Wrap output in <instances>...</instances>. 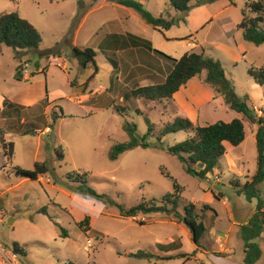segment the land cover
Masks as SVG:
<instances>
[{
  "label": "rangeland",
  "instance_id": "374dc122",
  "mask_svg": "<svg viewBox=\"0 0 264 264\" xmlns=\"http://www.w3.org/2000/svg\"><path fill=\"white\" fill-rule=\"evenodd\" d=\"M134 1L141 2L155 17L166 16L170 11L174 19L181 16L170 7L169 0ZM100 2L109 4L114 0H0V13H18L42 38L37 51L14 52L0 46V98L26 86L14 79L19 64L22 72L24 64L28 73L39 70L41 74L30 83H38L39 88L44 82L48 92V100L22 111L11 123L3 124L0 115V131L5 133V142L13 144L12 159L7 160L0 142V217L3 220L0 243L22 247L26 255L21 256V264H242L240 230L231 225L237 223L235 216L241 223V218L247 219L256 209V200L247 202L235 188L243 186L256 172L257 124L241 115L245 140L238 147L228 145V155L220 159L216 175L197 180L187 175L177 159L166 151L190 134H171L158 143L164 123H160L163 118L157 102L126 98L121 101L126 89L120 86L109 92L111 100L103 102L102 108L84 112L76 102L70 81L86 82L77 89L79 92L96 87L95 95L102 94L112 69L107 61L109 53H105L106 58L99 54L95 60L96 75L92 64L82 68L72 53L76 47L99 51L94 44V33L116 17V8L98 9L89 15L86 26L78 34L77 30L85 14ZM256 2L264 8V0H233V3L214 0L201 6L193 2L184 17L212 19L214 25L233 26L241 22L242 11L246 18L253 16L248 6ZM122 9L152 30L136 11ZM123 10L120 12L124 14ZM104 27L102 33L108 28ZM172 32L179 30L175 28ZM199 34L200 37L195 36L197 41L206 36L202 30ZM239 34L241 39L237 42L244 45L245 58L241 64L225 66V74L235 94L240 98L247 96V104L254 112L257 110V118L264 117V85L258 86L247 73L249 67L264 66V45L248 43ZM185 41L172 46L181 48ZM58 108L65 118L54 123L52 119L58 116ZM85 113L91 115L85 116ZM145 119L155 124H151L153 131L147 140L150 147L135 148L116 160L111 159L112 147L128 139L122 129L124 121L134 123L137 137L141 138L147 133ZM60 152L64 154L63 160L57 157ZM35 163H44L49 170L40 180L30 181L15 175L16 168L33 170ZM163 172L178 183L177 191L182 195L177 209L179 215H184L188 204H194L195 213L205 226L199 246L193 243L187 227L172 216L138 215L134 219L120 216V208L128 210L141 202H159L173 192L172 182ZM82 175L86 176L83 178L86 184L78 179ZM88 188L96 196L88 194ZM259 188L264 202V183ZM206 196L207 200H203ZM203 206L210 209L203 210ZM230 209L235 216L228 213ZM85 218L90 221L88 234L77 226ZM256 242L262 250V258L256 264H264V234Z\"/></svg>",
  "mask_w": 264,
  "mask_h": 264
},
{
  "label": "trees",
  "instance_id": "16d2710c",
  "mask_svg": "<svg viewBox=\"0 0 264 264\" xmlns=\"http://www.w3.org/2000/svg\"><path fill=\"white\" fill-rule=\"evenodd\" d=\"M55 1V0H50ZM68 1V0H61ZM195 2V6H201L205 3H212L214 0H169V5L176 12L181 14L179 18H169V16L155 17L150 12L144 9L143 4L134 0H114V3L128 9L136 11L142 20L155 30H169L172 27H178L184 22V15L190 10L191 3ZM233 3V0H229ZM249 9L252 17L246 18L242 11V20L237 25V29L242 32L243 40L257 46L264 45V8L262 3L256 2L250 4ZM133 45L145 46L151 50L149 42L128 36ZM42 43V38L39 31L26 19L19 16L18 13H0V46H5L14 52H31L37 51ZM73 56L79 62L82 68H86L92 64L97 72L95 64L96 52L90 48L78 49L73 48ZM161 56L171 67L163 82H156L152 86L138 87L135 90L126 89V97L129 99H144L149 102H160L162 100H171L173 95L179 89L185 86L192 78L199 76L202 72H206L205 83L215 92L216 95L223 97L228 108L238 114L243 115L253 124H257L258 128L255 133L256 138V172L243 186L236 187L237 194L243 195L247 202L256 200V209L250 217L246 225L240 226V238L243 242L244 258L242 264H256L262 258V250L256 240L264 234V202L261 199L260 185L264 183V117L257 118L253 109L247 102L248 97H238L235 94L234 88L230 80L227 79L222 64L212 58L205 57L202 53H187L179 59H173L159 52H155ZM112 63V62H111ZM113 66L115 64L113 63ZM22 66L19 64L16 67L15 80L20 81ZM248 75L254 80L258 86L264 85V66L259 68L251 67L247 70ZM48 100V93L45 90ZM128 94V95H127ZM44 100V101H45ZM122 100V101H123ZM13 107L8 100H4L2 108L8 109ZM59 114L53 118L55 123L57 120L65 118L62 110L59 109ZM117 112L121 114L116 107ZM4 115V114H2ZM243 120L235 118L232 121L217 122L212 125L201 126L194 124L186 118H176L171 124H166L160 136L157 138L158 143H162L163 138L168 135L184 132L190 134L184 141L167 148V153L175 157L180 163L182 170L189 176L197 180H206L209 175H212L214 170L220 166V159L226 153V145L238 147L245 140V129ZM147 133L141 138L137 137V127L134 123L124 121L122 129L127 135V141L124 143L115 144L110 151V158L116 160L122 154L135 149H147L150 144L147 142L153 131L152 125L148 119H145ZM3 132L0 131V142L4 151L3 155L7 160L12 159L13 144L6 143ZM59 160L64 159L63 152L57 154ZM46 164L35 163L33 170H24L21 168L15 169L17 177L30 181H38L39 178L48 172ZM164 177L170 179L173 185V192L168 194L162 201H148L124 210L120 208V216L122 218H135L138 215L165 214L172 216L178 222H182L190 231L192 241L199 246V242L205 233V226L200 220V217L195 213L194 204H188L184 208V215L181 216L177 212L181 196L178 193V183L170 176L169 173L163 172ZM78 179H83L85 175L79 176ZM83 183L86 181L83 179ZM232 185V184H231ZM88 194L96 196L92 189H87ZM184 192V191H183ZM218 198V197H217ZM210 209L208 206H203L204 209ZM42 213L45 210L41 211ZM89 219L85 218L77 224L82 233L90 232ZM62 236L67 237L64 229ZM16 251L25 256V251L17 244H13ZM133 257H138L139 254H131ZM66 264H76L75 262H67Z\"/></svg>",
  "mask_w": 264,
  "mask_h": 264
},
{
  "label": "crops",
  "instance_id": "0c3cea01",
  "mask_svg": "<svg viewBox=\"0 0 264 264\" xmlns=\"http://www.w3.org/2000/svg\"><path fill=\"white\" fill-rule=\"evenodd\" d=\"M108 6L117 9L116 17L104 24V26H108L105 33H102L104 27L102 26L95 31L93 37L95 40L94 44L99 50L96 52L95 60L99 54H102L104 57L105 53L110 54V58L107 59V61L110 63L112 69L108 76V85L104 88L105 92L95 95L96 87H93L91 90L83 88L82 91L79 92L77 89L80 90V87L84 86L86 82L74 84L73 81H70L69 84L75 92L77 104L80 105L84 112L86 109L91 112V110L102 108L103 102L111 100L109 92L114 91L120 86H123L122 90H135L138 87L152 86L156 82H163L171 65L155 52H159L173 59H179L187 53H202L207 58L219 61L223 66L224 72L226 69L225 66L241 64L245 58L246 52L244 45L237 42L241 39L239 33L242 34V32L237 29L238 24L233 26H229L230 24L226 23L214 25L212 19H209V21H201L192 17H184V22L180 23L178 27H172L169 30L161 31L151 27L152 30H149V28L142 25L136 17L134 18L129 11L128 13H130V15L125 13V10L122 8L126 7L115 3L107 4L105 2H100L97 8L90 9L81 20L77 34L86 26L89 15L96 12L98 9H106ZM121 10H123L124 14L120 12ZM171 13L172 11L167 14L170 19L172 18ZM181 27H184L183 30H180ZM175 28L178 29L179 32H172V29ZM201 30L206 32V36L201 41H197L195 36L200 37L201 34H199V32ZM128 36L149 42L151 50H148L145 46L133 45L131 39H128ZM182 40L186 41L181 48H174L172 46L179 45ZM73 47L76 46L74 45ZM113 63L115 66H113ZM24 66V70L20 75V81L18 82L24 83L26 86L19 92L16 91L8 97L0 98V115L3 116L2 123L5 125L8 121L11 123L14 119L19 118L22 111L30 110L44 101L46 97L44 82H41V87L39 88L38 83H30L31 80L36 78V75L38 76L41 74L40 71L28 73L26 71V64H24ZM97 72H94V75H96ZM91 76L93 78V75ZM205 78L206 72L204 71L199 76L192 78L185 86L181 87L179 91L173 95L171 100L157 102L161 112L160 116L163 118V120H160L161 124L164 123V125L162 124L163 127L166 124H171L178 117L186 118L192 123L201 126L212 125L220 121L228 123L235 118L242 119L241 114L230 110L225 104L223 97L216 95L205 83ZM5 99L8 100L13 107L4 110L2 108V103ZM103 99H105V101H103ZM122 100L123 98L121 101ZM231 111L234 112V114H230ZM255 112H257V110H255ZM86 114L87 113L84 115H91V113L89 115ZM151 124L154 123L151 122ZM225 147V156H227L228 144ZM231 165L236 167L234 162H232ZM218 171V169L214 170L213 174L209 175L208 178L216 175ZM207 197L208 196L203 200H207ZM228 213L235 216L233 209H230ZM251 216H248L247 219L241 218V223H238L237 216H235L237 223H232L231 227H235L239 231L240 226L246 225ZM217 241L220 242V239L218 238ZM163 257L169 256L163 255Z\"/></svg>",
  "mask_w": 264,
  "mask_h": 264
},
{
  "label": "built area",
  "instance_id": "2783aa9c",
  "mask_svg": "<svg viewBox=\"0 0 264 264\" xmlns=\"http://www.w3.org/2000/svg\"><path fill=\"white\" fill-rule=\"evenodd\" d=\"M2 217H0V223H2ZM20 252L16 251L13 246L7 247L0 243V264H21Z\"/></svg>",
  "mask_w": 264,
  "mask_h": 264
},
{
  "label": "water",
  "instance_id": "95a60500",
  "mask_svg": "<svg viewBox=\"0 0 264 264\" xmlns=\"http://www.w3.org/2000/svg\"><path fill=\"white\" fill-rule=\"evenodd\" d=\"M8 224H10V223H8Z\"/></svg>",
  "mask_w": 264,
  "mask_h": 264
}]
</instances>
